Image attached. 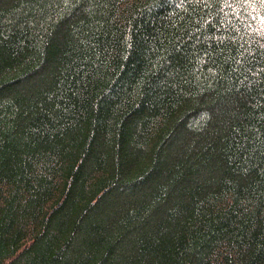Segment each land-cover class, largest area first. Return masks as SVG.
Wrapping results in <instances>:
<instances>
[{"label": "trees", "instance_id": "trees-1", "mask_svg": "<svg viewBox=\"0 0 264 264\" xmlns=\"http://www.w3.org/2000/svg\"><path fill=\"white\" fill-rule=\"evenodd\" d=\"M0 264H264V0H0Z\"/></svg>", "mask_w": 264, "mask_h": 264}]
</instances>
